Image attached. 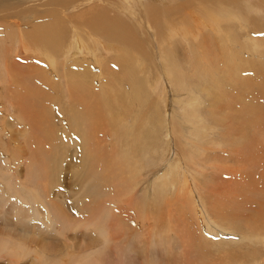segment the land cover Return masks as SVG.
<instances>
[{"label":"rangeland","instance_id":"1","mask_svg":"<svg viewBox=\"0 0 264 264\" xmlns=\"http://www.w3.org/2000/svg\"><path fill=\"white\" fill-rule=\"evenodd\" d=\"M25 1L7 0L6 6H0V17L24 10ZM145 1L146 8H158L161 14L151 15L152 21L143 22L138 28L141 31H137L133 23L138 22L135 15L129 18L125 13H110L114 18H127L125 22L130 24L131 32L112 38L109 44L98 39L101 43L98 47L92 44L85 30L78 34L80 43H71L76 39L72 24L77 25L79 20L69 18L77 5L68 10L69 18L60 11L62 19L68 18L64 22L67 32L63 41L72 40L64 45L62 42L50 52L56 59L55 69L44 55L42 60H34L40 58H35L38 54L33 49H24L19 54L17 43L13 49H8L9 70L0 53V264H263L260 251L241 254L226 253L224 249L229 246L235 251L238 248L248 251L242 237L251 233L258 234L259 240L254 244L260 248L257 244L264 238L263 223L250 222L252 215L247 214L245 208L258 209L254 214L264 219V191L254 194L255 191L237 177L252 167L262 169L264 158L259 160L260 166L254 165L256 146L251 147V140L247 138L240 150L234 153L231 150L229 156H223L228 153L222 151L226 143L220 141V135L223 129L230 128L212 117L214 103L201 91L205 85L196 86L195 76L201 68L209 75L218 76L222 61L227 57L225 62L229 59L235 65L238 78L251 80L238 90L242 104L255 106L257 112L263 110L258 118L264 119V68H261L264 65V0ZM112 2V10L124 6L123 0ZM201 4L212 7V15L204 18L208 21H204L205 24L196 22L204 17ZM131 5L133 10L135 6L139 8L138 0ZM188 7L198 19L192 21L193 16L182 13ZM168 12L173 13L174 18L168 19L165 25ZM180 13L184 16L182 19ZM31 17L28 15L25 20L35 19ZM152 24L154 29L148 30L147 26ZM172 24L178 30H169L168 25ZM7 35L8 41L20 39L15 32ZM88 49L103 60L101 65H107L106 68L114 56L130 57L128 76L148 102L145 120L139 122L130 118L128 130L113 132L105 126L97 135L94 153L97 171L109 177L111 171L105 169L109 155L118 159L127 173V186L118 185L111 200L106 201L109 193L103 191L101 181L98 183L100 176H93L88 167L85 169L78 134L70 124L68 97L73 94V87L84 85L92 91H100L110 83L106 77L101 78L98 69L76 78L71 70L75 59L72 56H84ZM29 63L33 66L34 85L41 81L34 74L56 77L57 87L46 106L49 117L45 120L41 116L34 119L25 108L19 110V104L15 105L11 99L13 106L4 97L8 87L17 85L12 84L8 72L17 66L15 72L25 74ZM102 72L106 74L107 70ZM230 74L229 68L221 70L220 89L222 82L231 79ZM3 75H7V79ZM119 76L117 74L116 78ZM233 81L238 84L237 78ZM152 113H158L159 119L150 118ZM231 113L236 115V109H227L226 114ZM140 123L155 127L156 133L140 141H128L126 135ZM42 124L50 128L52 141L57 138L54 142L50 143V137L42 140L45 139ZM260 125L256 127L251 123L249 132L258 138L260 147H264V128L262 130ZM241 140L236 138V141ZM260 153L264 155V151ZM250 159H254L253 163ZM208 175L212 177L205 181L203 176ZM163 182L177 184L163 190L159 186ZM249 190L250 199L238 207L242 193L249 194ZM206 193L203 199L212 198L213 209L209 211L201 198ZM97 195L102 198L101 206L93 212L84 210L94 203ZM193 198L206 210L193 221H197L194 227L183 221L186 208L197 212L196 205L189 207L187 202ZM220 200L225 201L226 219L219 215ZM258 202L261 206L257 207ZM174 209L178 210V218L173 215ZM167 226L174 233L170 243L165 238ZM228 240H235L238 246L227 243ZM252 258L255 263L251 262Z\"/></svg>","mask_w":264,"mask_h":264},{"label":"bare ground","instance_id":"2","mask_svg":"<svg viewBox=\"0 0 264 264\" xmlns=\"http://www.w3.org/2000/svg\"><path fill=\"white\" fill-rule=\"evenodd\" d=\"M123 1H124L123 2L124 6L122 9L112 10L110 9V7L113 6L112 0H26L23 3L25 4L24 10H20L19 12L8 13L0 17V26H1L0 53L3 56V62L7 65V68L9 70V66H8L9 64L7 61L9 59L6 58V56H8V53L10 52L8 49H13L14 44L17 43V49H18L17 52L19 54H22L24 49H27L28 51L29 49H33V51L36 54H38L36 55L35 58H40L34 60L37 61L42 60L43 58L41 56L44 55L45 60L50 64V67L52 69H55L56 59L53 55H50V52L53 51V49H57L58 45H60L62 42L64 45L65 42L72 40L70 39L67 41H63L64 37H66L65 32H67L64 22H66L70 17L68 16V10L72 9L73 5H77V9L69 19L72 21L77 19L79 20V23L77 25L75 23L72 24V27L75 32L74 39L75 38L76 39L74 41H71V43L72 44L80 43V36H78V34L85 30L88 32V35L87 34L86 35L91 41H93L92 44H94L96 47L101 45L98 39H103L107 44H109L112 38H116L118 35L122 36L125 34V32L127 34L131 32L130 24L125 22L127 18L126 19L114 18L111 17L110 13L111 14L125 13L128 15L129 18H133L135 15L138 22L141 21L140 23L133 22L134 27L136 28L137 31H141L138 28H140V25L143 22L152 21L151 15L161 14L159 13L160 10L158 8H155V10L151 8V6L149 7V9L146 8L145 3L143 2L145 0L143 1L138 0L139 8L135 6L134 10L131 8L132 6L131 4L133 3L134 0H123ZM6 2L7 0H0V6H4V5L6 6L5 4ZM217 2L219 1L213 0L212 3H217ZM201 5H202L201 10L204 12V17H202L200 20L194 14V11L196 12V8L192 5L191 6L194 8V11L192 9L190 10V7H188V9L187 8L185 10L183 9L184 11L182 13L189 16L190 15L193 16L192 21L198 19L196 22H202L203 24H205L204 21L206 22L208 21L204 18H206L205 16L212 15L211 12L212 7H208L203 4ZM138 10H139V15H136V12ZM60 11L68 17L66 18V20L61 18ZM182 13L179 14L180 19H182L183 16ZM28 15H32L31 18L35 16V19L32 21L28 19L25 20L26 19L25 17ZM165 16H166L165 18V25H166L170 21L168 19H172L173 13L168 12L166 13ZM39 17L41 19L36 20ZM174 21L176 20L174 19ZM168 27L169 30L171 31L178 30L177 27H174L173 24L168 25ZM147 29L148 30L154 29V25L153 24L148 25ZM4 30L6 31V34L4 33ZM8 32L10 33L15 32V35L17 33L20 36L19 41L13 42L6 40L8 36L7 35ZM82 45L84 47L85 43H83ZM46 49L48 50V52H45ZM72 57H75V59L71 64V70H74L76 78L79 76L86 75V73H90L91 71L98 69L101 78L106 77V79L110 80L109 85L107 87H103L105 89L100 91H92L86 88L84 85H76L73 87L72 89L73 94H70L71 97L70 99L68 97V100L70 102L69 105L71 107L70 124L72 127H74L76 133L78 134V138H79L78 143L80 145V148L82 149L81 151L83 153V156L85 157V163H84L85 169L86 167H88V171L94 173L93 176L94 175L100 176V179L98 178L99 182L98 180L97 182L99 184L100 181L102 182L103 191H107V193H109L108 196H110L104 201L111 200L113 191L114 189L117 190L116 188L118 185L127 186V173L120 167L118 159H113L109 157V155L105 159V169L111 171L109 177H105L97 171L96 169L97 158L94 155V153L96 152V145H95L96 139L99 138L97 135L100 133V131H102V129L105 126L108 127L113 132H118V130L120 132L128 130L130 118H136L139 122L145 120L146 117L148 116L147 115L148 102L146 99H144V95H143L144 93L141 91V89L134 88L132 77L128 76L130 57L125 55L114 56L110 60V64L108 65L107 68H106L107 65H104L105 67L104 66L102 67L101 64L103 63V60L100 59L98 55L93 54V51L91 49L90 50L88 49V53H85L84 56L73 55ZM226 58L227 57H225L224 61H222L224 62V64L223 67L218 71V76L209 75L203 68H201L199 70V73L195 76L197 81L196 86L201 88L202 86L205 85L204 86L205 88L201 89V91L205 95H209L210 101L214 103V110L212 117H214V119H216L220 123L226 124L227 127L230 128L228 131L226 130L227 132L225 131L226 128L223 129L220 135V141L226 143V145L223 146L222 151L225 150L228 153L227 155H223V154L222 155L227 157L229 156V152L231 150L233 151V153L235 151L240 150V146H244L241 143H244L245 139L247 138L248 140H251L250 141L252 143L251 147L256 146L254 149L256 164L254 163V165L257 167L260 166L259 160L261 158H264V155H261V153L258 154V152H263L264 147H260V145L258 144L259 140H257L258 138L255 137L253 134H251L249 132V129L251 123L256 127L261 123L262 126L261 125L260 126L261 129L263 130L264 119L262 118V116H259L260 118H258V114H263V110L260 109L257 112L255 106L247 103L246 105L242 104L238 90L243 86L249 85L251 80L241 78L240 76L238 78L235 65L229 59H228V63L225 62ZM32 67H33L32 63H29L27 65V72L25 74L22 71L15 72L17 66L12 68L13 70H11L12 71L11 73L10 71L8 72L12 77V82H13L12 84H17V85L8 87L6 89L7 97L6 96L4 97L10 102H12L13 106L14 103L15 105L19 104L17 106L19 110L23 111L25 108L34 117V119L37 120L39 119V116H41V118L45 120L46 117H49L48 110H46V106L49 103V101H51V98L54 95L53 92L54 89H56L57 87L56 86L57 81L55 80L56 77L54 74L46 75L45 73H43L41 77L40 73H37L34 74V77L36 79H40L41 81L39 82V85L38 84L34 85L32 80L33 78ZM225 67L231 70V74H230L231 79L229 81H226V83L222 82L223 86L220 89L219 81H221L222 79L221 70L224 69ZM261 68H264V65L261 66ZM105 69L107 70L106 74L102 72ZM117 74L120 75L118 78H116ZM3 76L6 77L7 79V75L6 76L3 75ZM22 78L26 79V81L23 80ZM233 78L238 79V84H234ZM73 79L74 76L72 77L71 85L73 84L72 82ZM81 81L82 80L80 79V82ZM186 81L189 82L188 79ZM236 96H238V100H235ZM193 98L196 97L193 96ZM11 99L14 101V103ZM116 99L119 100L116 102L115 101ZM234 108L236 109V115H234L233 113L226 114L227 109L232 111ZM220 110H221V115H219ZM150 118L158 120L159 114L152 113L150 115ZM200 121L203 122V118H200ZM240 124H242V127H240ZM34 128L35 127H33V129ZM41 130L44 131V135L42 136V138H45L42 140H47L50 137V143H52L57 139L56 137H54V140L52 141L51 130L50 128L48 129L47 125L42 124ZM156 131L157 129L155 127H152L150 124L145 126V124L140 123L139 127H137L134 131L126 135V139L128 141H134V140L140 141L143 137L154 134L156 133ZM237 137H240L242 140L236 141ZM252 161L251 163H253ZM203 177L204 180L206 181L209 177L212 176L208 175ZM237 180H240L241 183H245L249 188L255 191L254 194H258L257 193L258 190L264 191L263 190L264 167L262 169L261 167L254 169L252 167L251 170L248 169L247 171H245V173L243 172L241 175H239L237 177ZM175 183L177 184V182H170V183L163 182L159 186L163 190H165L167 188H171L173 185H175ZM235 191L238 192L237 190ZM250 192L251 191L249 190V194L242 193L243 197L240 202L236 198L237 201L240 203V205L236 203L235 204L238 205V207L242 206V202L246 201V199L247 200L250 199L249 197ZM262 193L264 198V192ZM207 195L208 193L201 195V198L202 197L204 198ZM97 196L98 198L97 197H94L95 199L93 198L94 203L92 205L85 206L84 204L85 206L84 210L92 211L93 209L101 206L100 204H102V200H101L102 198L100 199V196L99 195ZM183 198L184 197H182V199ZM210 199H212L211 196L207 199H203V201H205V208L208 211L213 209L212 207L213 205L210 202ZM91 202L92 201H90V203ZM187 202L189 204V207L192 206V204H195L197 208V212L195 211L194 208H193V212H191L189 211V209L184 207L186 208V210L184 211L185 220L183 221L188 222L189 225L192 224V227H194L197 221L195 222L193 221L196 219V217L200 218L202 215H204L205 208L204 210H202L199 207L202 205L201 203L197 202V198H193L192 200L189 199ZM219 203H220L219 215L222 216V219H226L227 215L225 213V208H226L225 201L220 200ZM235 204L234 207H236ZM256 206L257 207L261 206V203L258 202ZM250 208H248V206H246L245 208L246 210H248L247 214L252 215V217L250 216V220H251L250 222H253L254 224L255 223L258 224L260 222L263 223L264 226V219L260 218V214H254L255 211H258V209L252 208V211H249ZM177 211H178L177 209H174L173 215L178 218L179 216L177 215ZM238 211L241 212V208ZM233 216H235V214ZM236 221L238 222V220ZM244 223L246 224L248 223V221ZM166 229L167 231L165 238L168 240V243H170L171 242L170 238L172 237V235H174V233L171 232L172 229H170L168 226L166 227ZM207 232L209 231L207 230ZM212 235L213 237L217 236L214 234ZM222 235H227V234H222ZM227 236H234V235H227ZM242 239L246 240L247 246L249 247L248 251H244L239 248L237 249V251H235L229 246H227V248H225L224 251L226 253H241V254H249L251 252H252L251 254H253L255 252L257 253V251H260L263 255L262 257L263 261L261 262H263L264 264V238H262L260 243L257 244L260 245V248H258L259 246H256V244H254L257 243L259 240L258 234L251 233L249 235H244ZM234 241L235 240H228L227 243L237 245L236 243H234ZM240 242H244V241L241 240ZM210 245H212V243ZM254 260L255 259L252 258L251 262L255 263L256 261Z\"/></svg>","mask_w":264,"mask_h":264}]
</instances>
